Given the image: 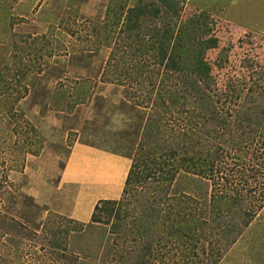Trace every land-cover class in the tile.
<instances>
[{"label": "rangeland", "instance_id": "374dc122", "mask_svg": "<svg viewBox=\"0 0 264 264\" xmlns=\"http://www.w3.org/2000/svg\"><path fill=\"white\" fill-rule=\"evenodd\" d=\"M138 1H0L1 8L6 5L0 13V264H133L128 262L133 258L125 260L117 254L122 253L120 244L126 251L142 248L132 241V234L118 240L120 234L113 233L110 224L86 227L94 206L100 200H119L123 186L118 194L109 195L98 180L94 184L66 181L80 148L119 156L126 161L121 170L132 164L147 111L133 105L137 99L125 100V91L140 96L139 81L116 72V33L102 27L110 8L134 6ZM184 6L181 21L199 18L203 12L210 26L216 21L212 34L218 47L207 54L213 90L242 88L241 101H245L247 90L258 87L256 98L263 96L258 103H264V0H186ZM152 73L154 78H146L145 84L161 80L162 72ZM178 76L172 78L175 86L184 82ZM10 100L15 116L2 110ZM234 104L238 105L226 98L218 101L214 92L200 87L197 103L190 108L199 120L220 115V107L225 113L227 105ZM180 121V131L189 133V120ZM230 125V139L231 133L242 135L243 128L236 133ZM262 128L247 142L231 150L223 148L227 158L223 172L229 178L231 172L236 183L246 181L253 164L264 161L259 146ZM173 182L185 193L202 196L201 205L211 201V182L198 176ZM80 198V212L73 214L75 218L69 216ZM12 220L15 226L7 224ZM200 227L206 234L198 233L197 258L191 254L185 259L179 250L169 254L164 245L146 259L148 264H264V208L235 239L211 232L208 222Z\"/></svg>", "mask_w": 264, "mask_h": 264}, {"label": "trees", "instance_id": "16d2710c", "mask_svg": "<svg viewBox=\"0 0 264 264\" xmlns=\"http://www.w3.org/2000/svg\"><path fill=\"white\" fill-rule=\"evenodd\" d=\"M185 2L139 0L129 7L118 4L116 10L109 9L102 27L116 33V72L125 79L139 81L140 96L125 91V100L137 99L133 105L145 109L147 117L121 198L100 200L86 227L92 230L96 224H110V230L120 234L121 241L128 234L134 235L132 241L143 244L142 248L126 251L127 247L120 244L122 253H117L125 260L133 258L128 260L133 264H148L146 259L164 245L169 247V254L179 250L185 259L191 254L197 258L195 241L201 237L199 232L206 234L201 222L210 223L211 232L235 239L264 208V161L258 166L253 164L245 184L236 183L231 172L230 178L223 172L227 171L223 148L231 150L263 129L264 103H258L263 96L256 98L260 95L258 87L247 90L245 101H241L242 88L213 90V69L207 54L218 47V38L212 34L216 21L210 26L206 12L199 18L181 21ZM5 7H0V13ZM152 72L156 76L162 72V78L147 85L146 78L148 81L154 78ZM177 75L184 82L175 86L172 78ZM200 87L214 92L218 101L226 98L238 105H227L225 113L220 107V115L196 120L197 113L190 105L197 103ZM12 102L7 107L3 105L2 110L15 116ZM181 119L189 120L192 126L189 133L180 131ZM230 122L236 133L243 128L242 135L231 133L233 137H228ZM261 139L259 146L264 154V135ZM184 176H198L211 182V201L201 205L202 196L197 198L175 187L173 181ZM7 224L15 226L13 220Z\"/></svg>", "mask_w": 264, "mask_h": 264}, {"label": "crops", "instance_id": "0c3cea01", "mask_svg": "<svg viewBox=\"0 0 264 264\" xmlns=\"http://www.w3.org/2000/svg\"><path fill=\"white\" fill-rule=\"evenodd\" d=\"M87 149L88 148L86 147L77 149L75 159H72L66 172L68 177L66 181L86 182L88 184L89 181L91 183H95L98 180L99 183L103 182V185L107 186V192L109 195L118 194L122 186L124 189L129 173L128 169L121 170V166L124 165V162L126 161L124 160V162H122V159L119 156L110 153L100 155L96 153L92 154L91 152H87ZM86 153H89L90 156L86 157ZM100 179H106V181H102ZM65 183L67 182H62V185L65 186ZM81 204V198L76 200L74 206L75 211L74 213L69 214V216L74 217L73 214H76L79 210H81V206L78 208V205Z\"/></svg>", "mask_w": 264, "mask_h": 264}]
</instances>
